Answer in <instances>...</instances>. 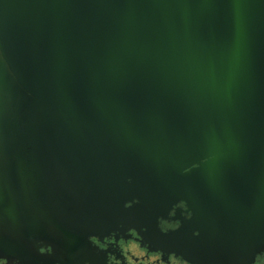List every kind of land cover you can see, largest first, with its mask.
<instances>
[{
	"label": "water",
	"instance_id": "95a60500",
	"mask_svg": "<svg viewBox=\"0 0 264 264\" xmlns=\"http://www.w3.org/2000/svg\"><path fill=\"white\" fill-rule=\"evenodd\" d=\"M131 230L191 264L264 253V0H0V259Z\"/></svg>",
	"mask_w": 264,
	"mask_h": 264
},
{
	"label": "flooded vegetation",
	"instance_id": "af4514ba",
	"mask_svg": "<svg viewBox=\"0 0 264 264\" xmlns=\"http://www.w3.org/2000/svg\"><path fill=\"white\" fill-rule=\"evenodd\" d=\"M178 206L184 208V204ZM174 212L171 213L173 218ZM184 216L189 217L190 214L183 212ZM180 225L179 220L170 219L160 222L163 232L176 229ZM93 260L85 261L82 264H191L182 256L167 249L160 248L155 244H150L136 230L129 231L126 235L111 234L104 239L93 238ZM6 264H18L16 261H8L0 259ZM264 264V253L260 255L255 263Z\"/></svg>",
	"mask_w": 264,
	"mask_h": 264
},
{
	"label": "snow or ice",
	"instance_id": "6c2138e0",
	"mask_svg": "<svg viewBox=\"0 0 264 264\" xmlns=\"http://www.w3.org/2000/svg\"><path fill=\"white\" fill-rule=\"evenodd\" d=\"M236 4H242V0H235ZM243 39V28H242V22H238V33H237V40H236V50H235V57H239V50H240V45L242 43ZM0 264H6L5 261L0 260Z\"/></svg>",
	"mask_w": 264,
	"mask_h": 264
}]
</instances>
